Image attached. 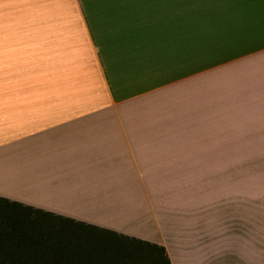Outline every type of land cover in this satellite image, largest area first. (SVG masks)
Masks as SVG:
<instances>
[{
	"label": "crops",
	"instance_id": "obj_1",
	"mask_svg": "<svg viewBox=\"0 0 264 264\" xmlns=\"http://www.w3.org/2000/svg\"><path fill=\"white\" fill-rule=\"evenodd\" d=\"M0 24V201L171 264H242L226 236L102 211L154 209L194 188L164 179L222 176L224 146L264 145V0H0Z\"/></svg>",
	"mask_w": 264,
	"mask_h": 264
},
{
	"label": "rangeland",
	"instance_id": "obj_2",
	"mask_svg": "<svg viewBox=\"0 0 264 264\" xmlns=\"http://www.w3.org/2000/svg\"><path fill=\"white\" fill-rule=\"evenodd\" d=\"M1 55L0 47V62ZM2 133L0 127V136ZM208 165L222 176L164 179L169 186L191 185L194 187L191 193L159 195V205L151 210L102 211V214L107 221L117 224L127 221L140 224L143 216L149 215L183 233L199 229L202 240L215 242L226 236L234 243L246 245L240 251L245 255L242 264H264V145L224 146V162ZM15 212L19 216L11 219L19 220L23 227L13 225L29 234L28 240L22 241L25 247L13 252L17 264H165L159 250L127 242L101 229L76 224L62 226L33 211ZM9 215L12 213L7 209H0V222L7 221ZM10 228L0 224L1 237H7ZM62 245L64 250L60 249ZM9 253L11 250L2 251L4 257Z\"/></svg>",
	"mask_w": 264,
	"mask_h": 264
},
{
	"label": "trees",
	"instance_id": "obj_3",
	"mask_svg": "<svg viewBox=\"0 0 264 264\" xmlns=\"http://www.w3.org/2000/svg\"><path fill=\"white\" fill-rule=\"evenodd\" d=\"M0 203L5 204V206H3V207L0 206V209L5 208V209H7V211H10L12 213V215L8 216L7 221L0 222V224H2V225H6V226L11 227L8 230V232L10 234L7 237H1V235H0V264H17V262L15 260V258H17L16 257L17 255L15 253H13V252H15V249H17V248L25 247L22 244V241L26 242V240H28L27 236H29V234L27 232H25L24 230L22 231L21 229L16 228L13 225V224H15L17 226L23 227L22 225H20V221L19 220L11 219L13 216H16V217L19 216V214L18 215L15 214L16 213L15 211H18V212L19 211H33L34 213H38L39 215L47 218V221H50V222L52 221L53 222V221L56 220V222H60L59 224H62V226H68V225H73V224L83 225V224H78V223L74 222L73 220H65L64 218L56 216L54 214L44 213L43 211H34V210H31V209H24V208H22L20 206L12 205V204H10L8 202H3V201H0ZM14 209H17V210L14 211ZM66 223H67V225H66ZM86 226H89V225H86ZM92 227H95V226H92ZM95 228L101 229L99 227H95ZM101 230H103L104 232H109L111 234H114V235H116L118 237L120 236L121 238H123L127 242H130V243L136 242L137 244H139L141 246L155 248V249L159 250L162 253L163 262L165 264H171V261H170V258L168 256L167 252H166V249L164 247H162V246H159L157 244H153V243H150V242H147V241H143V240H140V239H137V238L121 235V234H118V233L110 231V230H105V229H101ZM17 234H19L21 236L18 237ZM34 235L38 236L36 234H34ZM13 237H16L17 239H14ZM38 237H42V236H38ZM18 239L20 241H18ZM44 239H46V237H44ZM29 240H33V237H30ZM64 247L65 246L62 245L60 247V249L64 250ZM3 250H11V253H9V256L5 255L6 257H4L3 256L4 254H2ZM65 256H66V254H65ZM65 262L67 263L66 259H65Z\"/></svg>",
	"mask_w": 264,
	"mask_h": 264
}]
</instances>
